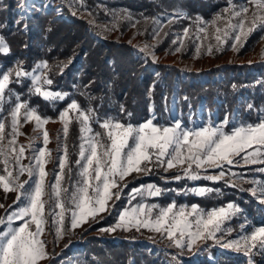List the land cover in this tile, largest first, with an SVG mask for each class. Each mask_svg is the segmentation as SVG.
<instances>
[{
	"label": "snow or ice",
	"instance_id": "obj_1",
	"mask_svg": "<svg viewBox=\"0 0 264 264\" xmlns=\"http://www.w3.org/2000/svg\"><path fill=\"white\" fill-rule=\"evenodd\" d=\"M228 4L229 7L210 21L199 16L195 18L196 39L208 40L211 35L217 42L215 46H207L209 55L213 54L214 47L216 51H224L225 44L238 52L253 32L259 30L264 33V0H245L239 5L228 0ZM23 6V0H20V7ZM175 16L184 17L185 13L178 11ZM114 19L113 29L119 23L118 19ZM123 19L131 21L132 17L126 15ZM221 22L223 27L219 26ZM153 23L157 27L152 35L158 37L162 30L160 21L153 19ZM172 23H175L174 18L169 20V24ZM209 28L214 32L209 34ZM183 38L191 39L190 28L183 29ZM183 38L177 35L172 41L173 44L179 41L177 52L185 46ZM261 38L264 39V36ZM154 47L145 44L139 51L151 55L156 62L158 58L152 51ZM10 51L9 44L0 36V54L8 55ZM199 54L200 46H197V57ZM261 57L264 59V49ZM67 66L63 62L50 65L47 61H40L28 70L23 61L18 60L13 67L0 71V113H3L0 116V188L5 194L16 193L15 207L8 205L5 208L4 204H0V208H5V215L0 216V264H43L50 260L52 254L47 250V241L42 239L46 231L54 230L55 240L59 241L69 232L89 223L90 219L98 222L97 217L101 213L111 214V209L116 207L115 202L121 199L123 189L128 186L126 179L133 173L138 177L161 169L167 173L180 168L181 174L172 177L162 175L161 179L166 182L181 179L224 180L226 186L250 191L264 204V181L247 180L242 173L231 171L232 166L264 164V117L256 123L234 124L227 131L228 117L218 125L210 122L196 128H188L180 121L163 126L154 123V115L142 123L133 124L112 116L98 117L93 108H83L69 97L70 102L53 120L30 105L28 99L22 100L10 87L30 81L29 96H39L53 103L63 101L68 93L54 91L52 86L56 74L54 69L62 74ZM247 107L252 109L253 105L248 104ZM120 112H126L123 105H120ZM132 115L126 112L128 118ZM74 121L79 125L80 143L78 151L74 149L73 153H69L67 140ZM49 122L62 125L63 138L58 132L55 158L53 150L47 147L51 141L45 126ZM26 123H33V132L39 135L30 137L27 145L19 144L18 137L24 135L20 129ZM93 124H98L102 131L94 130ZM41 138L42 146H39L35 141ZM26 151L30 155L25 156ZM73 154L77 157L75 160L71 159ZM25 159L27 164L23 163ZM53 159L58 170L54 168L50 172L46 166ZM208 169L219 171L202 176L201 171ZM255 171L264 173V168ZM25 175L27 179L21 180ZM50 175L53 181L48 180ZM243 183L255 187L243 189ZM167 191L171 190L152 183L131 189L127 205L117 212L116 223L100 231H140L143 228L159 234L168 241L167 247L180 250L172 257L176 264H180L178 257L184 254L185 249L188 252L194 248L199 251L209 240L222 248L242 253L248 257V264H254V250L264 255V226L248 232L241 225L242 231L237 237L228 238L233 230L224 227L225 221L242 211L234 202L210 210L196 204L190 208L177 205L175 201L167 205L144 202L146 197H160ZM188 191L197 196L220 193V189L208 187ZM133 201H136L134 205ZM17 221L20 223L16 224Z\"/></svg>",
	"mask_w": 264,
	"mask_h": 264
},
{
	"label": "trees",
	"instance_id": "obj_2",
	"mask_svg": "<svg viewBox=\"0 0 264 264\" xmlns=\"http://www.w3.org/2000/svg\"><path fill=\"white\" fill-rule=\"evenodd\" d=\"M81 1L94 16L101 12L100 6H103L126 11L136 18L177 10L187 16L211 18L228 4V0ZM236 1L245 0H232ZM13 6L14 0H0V36L5 38L11 49L8 55L0 54V71L13 67L18 60L23 61V66L28 70L40 60L50 65H56L57 62L68 64L62 74L54 69L56 74L52 90L68 93L63 101L53 103L39 96H29L30 81L22 85H10L22 100L28 99L30 105L37 107L43 115L56 118L59 111L70 102V97L83 108H93L98 117L107 115L122 122L138 124L148 118L150 104L156 114L163 113L170 96L176 92L181 109L185 110L188 106L196 109L201 105L203 109L215 112L216 121L222 122L228 117L229 123L225 128H231L234 124L256 123L264 117V62L218 64L200 71H186L182 76L183 71L174 65L154 63L147 56H137L133 46L126 41L97 38L92 24L72 14L65 0H61L60 4L66 13L65 18H52L51 12L36 7L26 17L19 18ZM180 19L184 20L182 17ZM256 39L255 36L248 40V47L241 48L237 54L248 50ZM167 51L173 52V49L168 48ZM69 59L71 63H68ZM248 104H252L253 108L249 109ZM120 105L124 106L126 112L133 114L131 118L126 116V112H120ZM93 128L101 130L98 124H93ZM67 143L68 150L73 153L79 143L75 121L70 125ZM74 158L73 154L71 159ZM255 167L258 166L236 168L246 177L251 175L249 169ZM252 177L264 181V173L254 172ZM147 180L164 187L176 185L178 189L181 188L180 183L165 182L153 173L129 181L125 190ZM190 185L220 189V193L187 195L188 202L204 209L234 202L242 210V220L253 226L264 225L262 204L249 191L226 186L224 180L200 179ZM251 186L249 183L242 184L243 189ZM80 246L75 252L83 264H167L152 250L127 240L114 241L87 235ZM207 250L215 257L214 261L205 258L192 264H248L246 256L217 253L213 248ZM254 251V264H264V255ZM54 262L51 260L49 264Z\"/></svg>",
	"mask_w": 264,
	"mask_h": 264
},
{
	"label": "rangeland",
	"instance_id": "obj_3",
	"mask_svg": "<svg viewBox=\"0 0 264 264\" xmlns=\"http://www.w3.org/2000/svg\"><path fill=\"white\" fill-rule=\"evenodd\" d=\"M65 3H66L68 10L72 14L75 12L76 15L84 18L86 21L94 22L91 24L95 30V35L97 38H109V39H116L118 41H126L131 46H133L134 52L137 56H143V57L147 56L151 59V61H153L151 55H146L145 53H142L139 51V48L143 47L145 44L155 45L152 51L155 52V55L157 58H158L157 56L158 54L174 55L176 57L175 62H163L158 58L157 61L154 63H165L168 65H174L183 71L182 76H184L186 71H200V70H204V69L210 68L211 66L218 65V64L264 62V59H262L261 57L262 49H264L263 47L264 39H262L261 37L264 36V33H261L259 30L253 32L249 36L248 40L252 39V37H255V36L257 39L249 47V49L246 50L245 52L241 54H237V52H234L233 50H231V48L227 44H225L224 51H216L214 47L213 54L209 55L207 54V46L209 44L215 46L217 42L215 41L214 37H211V35L208 40L201 41V40L196 39L195 31H196L197 26L194 23V21H195V18L199 15L187 16L185 14V16L182 17L184 18V20H181L180 17L175 16V14L178 12L177 10V11L157 14L152 17H147L149 18L147 20H145L146 17L136 18V17L131 16L132 17L131 21H128V20L123 19V17L126 15H130V14L123 10L105 8L103 6H100L102 8L101 12L97 13L94 16L87 9V7L84 5V3L81 0H65ZM232 3L239 5V4L245 3V1H236ZM60 4H61V0H55L54 2H51V0H23L24 6L20 7V0H14V6L12 9L19 18H24L28 14H30L32 12L33 7H36L39 10H43L45 12H51L52 18H59V17L65 18L67 17L66 13L64 9L61 8ZM226 7H229V4H227L223 9H225ZM216 15L212 16L211 18H203V17L202 18L205 21H210ZM114 17L119 20V23L113 29L112 25L116 22ZM173 18L175 19V23L169 24V20ZM153 19H157L160 21V28L162 30L160 31V35L158 37H155L152 35L153 29L157 27V25L153 23ZM219 26L223 27V23L221 22ZM185 27L190 28L191 39L183 38V29ZM109 29H112V30H109ZM212 32H214V29L209 28V34H211ZM165 33H167L168 35H165ZM177 35L181 36L184 39V45H185L179 52L176 51V48L180 46L179 41H177L176 44L172 43L173 40H176ZM200 35L203 36V33H201ZM248 40L245 43L244 47H248L249 45ZM157 41L159 42L157 43ZM197 46H200V54L198 57L196 55ZM168 48L173 49V52L167 51ZM184 54L187 56H183ZM40 61H43V60H40ZM40 61H37V62H40ZM200 78L205 79L204 76H201ZM54 91H58V90H54ZM179 103H180V99L178 98V95L175 92L170 96L169 102L168 104L165 105L164 112L161 114H156L150 104V113L147 119L151 118L154 115L156 118L154 120V123H158L163 126H170L175 121H180L183 125L187 126L188 128L206 126L210 122L213 123V125H218L225 120L224 119L222 122L216 121L215 112H210L206 109H203L201 105L198 106L196 109H192L188 106L185 110H183L180 108ZM0 116H2L1 113H0ZM55 119L56 118H53V120ZM233 122L236 123V120H233ZM77 126H78V131H79L78 123H77ZM45 127L47 131L49 132V137L51 141L47 147L53 150L52 156L53 158H55L56 156L55 149L57 147V144H56L57 133L59 132L61 138H63V132L61 130L62 125L59 122H49ZM33 128H34L33 123L24 124V126L20 129V131L24 133V135H20L18 137L19 144L27 145L29 143L30 137L39 135V133L33 132ZM229 129L230 128H225L226 131ZM8 130L10 131V129ZM35 143L39 146H42V138L37 139ZM79 143H80V140H79ZM78 145L76 147V151H78ZM28 155H30V152L26 151L25 156H28ZM76 158L77 157L75 155L74 160ZM23 163L27 164L28 160L25 159ZM261 165L256 164V166H258L257 168L255 167L254 169H249L248 172L251 175H248L244 178L247 180L255 179V180L260 181L259 178L252 177V174L254 172L255 173L259 172V171H255V169L264 168V164L262 166ZM46 167H47V170L50 172L54 168L58 170V166L56 165L55 159H53L52 162L48 163ZM236 167L238 166H235L234 168L231 167V171L235 173H239ZM208 170H211V169H208ZM208 170L206 172L201 171V175L202 176L203 175H213L219 171L218 169H214L213 171H208ZM153 173L157 174L160 177L162 175L167 176V177H172L177 174H181V171H180V168H174V169L169 170L167 173H164L162 169L157 172H153ZM143 176H149V175H141V176L136 177V174L133 173L132 176H129L125 182L128 183L131 180H135ZM133 177H136V178L133 179ZM24 179H27L26 175L21 177V180H24ZM53 179L54 178L51 175L48 177L49 181H53ZM167 182H178L181 184V188L178 189L176 185L164 187L160 183L147 180L145 182L138 183L136 186H133L129 188L128 190H125L124 188L123 193L121 195V199L115 202L116 207L111 209V214L107 212L101 213L100 216L97 217L98 222H93L90 219L89 223H86L82 227H78L75 230L69 232L63 237V239L59 241L55 240L54 230L46 231L42 239L47 241V250L52 255L50 257V260L44 261L43 264H49L51 260H55L53 264H83L82 260L79 258L78 253H76L75 251L80 249L81 247L80 242H82L87 235H94L101 239H109V240H114V241L127 240L133 243H138L141 246L147 248L148 250H152L157 256H161L162 259H164V261L167 264H176V261H173L172 257L175 256L180 250L176 249L175 247H171V248L167 247L168 241L162 239L159 234L149 232L148 230L143 229V228L140 231H136L135 229H132L131 231H123V230L117 229L115 232H101L100 231L101 228H107L116 223L117 212L123 209L127 205L128 193L130 192L131 189L136 188L140 185H146V184L152 183L161 188L171 190V191L165 192L160 197H155V198L146 197L144 200L145 203H158L160 205H167L171 203L172 201H175L177 205H187L189 208L191 207V205L196 204V203L188 202V199L186 198V196L195 195L194 193L188 190L191 188L205 187L203 185H190L191 183H195L196 180H189V179H181L179 181L168 180ZM252 187H255V185H252L250 188ZM15 198H16L15 192H9L5 194L2 188H0V204H4L5 208H7L8 205H13V207H15V205L13 204V201L15 200ZM255 198L259 201V198L257 196H255ZM137 199H139V197ZM109 203H111V201ZM135 203L136 201H133V205ZM226 205L227 203L223 206H226ZM219 207H222V206H218L214 208H219ZM5 208H0V216L5 215ZM210 209L212 208H208L205 210H210ZM262 209L264 211V204H262ZM9 211H11V209H9ZM57 211L59 210L57 209ZM240 213H237L230 220L225 221L224 227L231 228L233 230L231 233V236L228 237L229 239H233L237 237V234L242 231L241 225H244L245 229H247L248 232H251L255 228L264 226V225H259V226L251 225L249 222H246L241 219L242 215ZM111 217H112V220H111ZM15 223L19 224L20 222L17 221ZM69 241H71V243L69 244L68 247H65V244H68ZM207 248H213L215 252L217 253L243 255L242 253L235 252L232 249L222 248L219 245H215L213 241L209 240L207 241V245L202 246L201 250L199 251H197L194 248L192 252H188L185 249L184 254L179 256L178 260L180 264H192V263L198 262L200 259H205V258H207L210 261H214L215 257L211 255V251L207 250ZM205 250H207L206 254H203V251Z\"/></svg>",
	"mask_w": 264,
	"mask_h": 264
},
{
	"label": "bare ground",
	"instance_id": "obj_4",
	"mask_svg": "<svg viewBox=\"0 0 264 264\" xmlns=\"http://www.w3.org/2000/svg\"><path fill=\"white\" fill-rule=\"evenodd\" d=\"M158 58L163 62H175L176 57L172 54H158Z\"/></svg>",
	"mask_w": 264,
	"mask_h": 264
}]
</instances>
